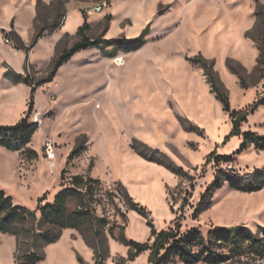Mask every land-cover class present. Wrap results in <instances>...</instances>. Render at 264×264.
<instances>
[{"label": "rangeland", "instance_id": "rangeland-1", "mask_svg": "<svg viewBox=\"0 0 264 264\" xmlns=\"http://www.w3.org/2000/svg\"><path fill=\"white\" fill-rule=\"evenodd\" d=\"M104 4L99 13L90 12ZM82 16L86 36L99 39L98 48L77 52L51 82L39 84L54 59L79 41ZM140 36L143 45L125 52L128 45L119 40ZM18 38L28 49L27 63ZM200 60L213 64L232 110L244 114L258 105L238 134L211 93ZM12 72L36 85L30 121L39 128L30 148L37 158L0 148V190L37 220L25 223L18 236L0 233V264H20L31 252L41 257L39 264L96 263L99 245L91 225L83 233L63 229L50 244L37 235L47 230L39 222L38 200L51 203L75 175L101 184L95 215L108 225L100 236L99 264L148 263V252L129 260V248L120 242L152 243L146 219L126 209L123 190L149 212L157 232L196 228L205 236L214 227L243 226L263 236L264 188L246 193L225 184L209 208L193 216L219 169L242 175L264 168V151L250 146L237 153L243 133L264 136V0H0V125L27 109L29 87ZM45 142L53 146L52 161ZM76 147L84 151L68 160ZM214 156H233V162L217 165ZM159 162L186 175L178 177ZM216 254L229 256L222 249ZM218 264H264V255Z\"/></svg>", "mask_w": 264, "mask_h": 264}, {"label": "trees", "instance_id": "trees-1", "mask_svg": "<svg viewBox=\"0 0 264 264\" xmlns=\"http://www.w3.org/2000/svg\"><path fill=\"white\" fill-rule=\"evenodd\" d=\"M82 19L83 23L76 32L79 41L74 43L70 48L64 49L54 59L47 79L44 82H39V84L51 82L58 69L66 64L77 52L89 48H98L100 40L93 41L86 36V31L89 27L86 18L82 16ZM43 34L44 31L37 33L29 47H34L37 41L42 38ZM108 41L104 43L106 44ZM119 41L121 44L128 45L125 52L135 51L144 43L142 36L134 39L122 38ZM18 43L24 49L25 63H27L28 49L19 38ZM22 48L15 46V49L18 51H22ZM198 63L204 68V74L211 93L214 94L215 99L220 103L222 110L229 115L233 127L236 130L235 133L238 134L240 123L246 121L247 116L253 113L258 105H252L250 110L244 114L240 111L232 110L230 108L229 98L220 87L214 74L213 64H207L204 60H200ZM9 73H5L7 78H10ZM12 73H14L16 82L23 83L29 87V99L24 116L18 122L13 125H0V148L11 152H18L20 156H24L27 160H33L37 158V153L30 148V144L39 127L36 122L30 121V116L35 106L34 96L36 85L32 83L28 76L15 74V72ZM250 146H253L257 151L263 152L264 136H258L256 133L250 131L243 133L242 142L237 153L245 151ZM83 151L82 148L76 147L70 154L68 160L77 158ZM151 160L155 159L151 158ZM213 162L217 165H230L233 162V156H214ZM159 164L165 166L171 173L178 177L186 175L182 168H178L173 164H166L164 162H159ZM225 184L232 190L239 192L250 193L260 191L264 188V168L254 169L242 175L232 169H219L210 186L200 196L198 208L195 210L193 218H197L209 208L213 193L221 189ZM100 186L101 184L98 180L88 175H75L70 178L67 186L62 187L54 196L51 203H46L41 206L40 204L44 198H40L37 208L40 213L39 222L46 226L47 230L37 234L39 239L46 244L54 243L59 238L63 229L82 232L84 226L91 225L94 229V237L99 245V251H97L96 256V259H98L95 264H99L101 261L100 255L104 252L100 236L108 225L105 217H97L95 215V206L98 205L99 201L96 199V190ZM123 191V200L126 209L128 211H135L146 219V225L150 228V239H152L151 244L139 243L124 238L120 239V242L129 248L128 259L131 261L145 252L149 253L147 264H172L175 259L180 260L182 264H198L200 262L218 264L227 259H234L240 256L255 255L261 257L264 255V232L262 237H257L253 235L250 229L243 226L230 228L214 227L205 236L196 228L189 229L184 233L173 232L170 229L157 232L149 218V212L144 207L133 202L127 196L125 190ZM71 202H74L76 205L73 210H69L68 208ZM120 216L122 219H125L124 213H121ZM36 220L35 213L30 212L24 207L14 205L12 198L6 196L0 190V233L18 236L25 223L29 221L35 222ZM110 235L114 238L112 231ZM218 249L227 250L229 256L226 257L216 254ZM41 260V257L37 253L31 252L23 256L20 264H39ZM79 262L81 263L82 261L79 260Z\"/></svg>", "mask_w": 264, "mask_h": 264}, {"label": "built area", "instance_id": "built-area-1", "mask_svg": "<svg viewBox=\"0 0 264 264\" xmlns=\"http://www.w3.org/2000/svg\"><path fill=\"white\" fill-rule=\"evenodd\" d=\"M102 7H105V4L104 5H98V6H94L90 12H97L99 13L103 8ZM44 148H45V156H46V159L49 160V161H52L54 160L55 158V154H54V150H53V146L50 142H45L44 143Z\"/></svg>", "mask_w": 264, "mask_h": 264}, {"label": "crops", "instance_id": "crops-1", "mask_svg": "<svg viewBox=\"0 0 264 264\" xmlns=\"http://www.w3.org/2000/svg\"><path fill=\"white\" fill-rule=\"evenodd\" d=\"M71 62H72V59H70L66 64H64L63 66H61V67L58 69V71H57L55 77L59 74V71H60L61 68H63L65 65L68 66ZM64 68H66V66H65ZM55 79H56V78H55ZM22 117H23V116H22ZM22 117H21V116L16 117V119H14L13 121H11V122L9 123V125H13V124H15V123L18 122ZM30 145H31V144H30ZM34 151H35V150H34ZM17 153H18V152H17Z\"/></svg>", "mask_w": 264, "mask_h": 264}]
</instances>
